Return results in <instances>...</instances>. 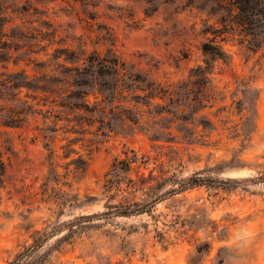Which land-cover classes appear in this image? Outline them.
<instances>
[{"label": "rangeland", "instance_id": "rangeland-1", "mask_svg": "<svg viewBox=\"0 0 264 264\" xmlns=\"http://www.w3.org/2000/svg\"><path fill=\"white\" fill-rule=\"evenodd\" d=\"M224 1L0 0V264H264V15ZM95 51L167 91L74 106Z\"/></svg>", "mask_w": 264, "mask_h": 264}, {"label": "trees", "instance_id": "trees-1", "mask_svg": "<svg viewBox=\"0 0 264 264\" xmlns=\"http://www.w3.org/2000/svg\"><path fill=\"white\" fill-rule=\"evenodd\" d=\"M221 9H227L226 2L224 0H214ZM232 4L236 7V21L244 26H249L252 23H255V17L258 13L264 15V0H232ZM204 51H207L211 54L213 58L223 57L225 51L219 44L212 42H205L203 44ZM87 64L83 67L81 66H68L70 73L73 75L75 80L73 84L76 85H86L90 84L89 78L85 77L89 75L93 82V85H98L97 89L103 96L97 105H90L89 94L90 91L82 89L80 91L71 90L66 95L70 97H79V101H73L74 106L76 107H86V109H92L93 111H105V105L99 106L102 101L114 100L120 85L125 84L126 86L135 84V81H139L143 84V88L149 90V92L159 93L161 91H167V88H164L160 83H156L152 80H147L139 72L134 70H129L127 62L121 59L115 52L109 51L106 54H101L99 51L87 56ZM73 69L76 70V74H73ZM198 69L204 71L205 68L201 65L198 66ZM105 76H110L112 82L106 81ZM101 121H104V118H100ZM130 159H124L126 166L130 167ZM3 168L1 173H3ZM130 210H120V213H130ZM10 264H14L11 262Z\"/></svg>", "mask_w": 264, "mask_h": 264}]
</instances>
